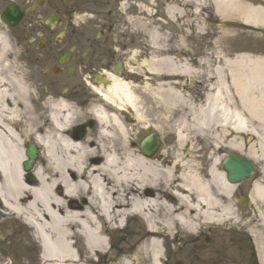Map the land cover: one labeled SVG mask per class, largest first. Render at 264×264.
I'll list each match as a JSON object with an SVG mask.
<instances>
[{"label":"bare ground","instance_id":"1","mask_svg":"<svg viewBox=\"0 0 264 264\" xmlns=\"http://www.w3.org/2000/svg\"><path fill=\"white\" fill-rule=\"evenodd\" d=\"M185 1L197 6L192 15L206 4ZM212 5L225 27L240 22L264 29V0ZM170 9L179 14V7ZM151 39L164 46L158 34ZM0 44V224L35 232L41 246L34 259L25 257L22 246L15 258L8 251L15 264H166L168 244L177 251L194 247L188 244L211 227L219 231L238 223L235 195L248 185L226 182L221 164L228 153L255 166L250 207L263 215L264 54L258 48L252 46L255 55L218 45L196 70L175 53L176 43L171 54L148 65L143 95L111 77L105 100L94 102L96 129L76 140L74 108L27 78L1 32ZM154 76L158 85L151 88L146 80ZM183 81L197 82L205 92L199 101L186 97ZM150 134L164 139L157 157L139 151V141ZM28 144L40 156L24 172ZM28 174L32 183L25 180ZM132 220L133 238L127 243L120 235L117 248L114 238ZM256 240L264 264V234ZM197 264L213 263L199 258Z\"/></svg>","mask_w":264,"mask_h":264},{"label":"flooded vegetation","instance_id":"2","mask_svg":"<svg viewBox=\"0 0 264 264\" xmlns=\"http://www.w3.org/2000/svg\"><path fill=\"white\" fill-rule=\"evenodd\" d=\"M140 2L142 1L0 0V27L8 37L10 46L17 50L22 62L18 67L27 78L34 85L41 86L45 94L55 93L60 96L81 115L83 112H90L95 101L105 100L100 97V92L106 91L111 75L118 74L124 80L134 78L128 75L127 69L128 65H133L129 55L136 44L132 38H151L155 33L164 38L163 45L167 46L168 42L176 38L170 40V37L182 33L185 27V32L187 29L191 32V10H187L183 4L180 15L174 13V16L177 15L174 17L178 24L177 31L175 34H168L169 38L154 25H144V32L140 33L125 32L129 17L140 11L145 14L137 7ZM159 2L156 0V4H152L158 10L154 14L158 16ZM188 7L191 8L190 5ZM10 9L16 16L20 13L13 27L2 21L4 14ZM163 14L165 23L160 25L173 26L170 16L166 15V8ZM179 25L182 26L178 30ZM139 45L141 44L138 47ZM139 48L143 55L145 45ZM88 119L81 122L84 136L87 131H94L97 127L96 122L91 121L92 118ZM58 194L61 195V190ZM225 244H233L234 250L229 251ZM240 244L248 243L237 237L219 242L207 249V259H211L213 264H260L255 253L244 252Z\"/></svg>","mask_w":264,"mask_h":264},{"label":"rangeland","instance_id":"3","mask_svg":"<svg viewBox=\"0 0 264 264\" xmlns=\"http://www.w3.org/2000/svg\"><path fill=\"white\" fill-rule=\"evenodd\" d=\"M141 1L142 2L138 3L137 7L141 8L143 12L146 13L147 15L146 18L143 20L139 19V18H142L141 17L142 14H140L141 11L138 14H135L134 15L135 18L133 19L135 21L128 22L127 30H125V32H128V33L142 32L143 31L142 27L140 28V27L135 26L136 23H140V24L147 25V26L154 25V27L158 28L165 37H168L167 35L170 33L175 34V31H177L176 26L178 24L175 21V18L173 17V15L177 11L173 12L172 11L173 9L168 10V8L180 7V9H182L181 5L183 4L182 3L183 0H180L179 2L180 4H175V5H174V0H168L169 2H171V4H168L165 0H159L160 1L158 5V8L160 9L159 16L157 14H154V12L157 13L158 10L155 9L154 5H152L153 3L156 4V0H141ZM187 4H191V3L188 2ZM161 5H162V8H161ZM165 8H166V15L170 16L169 19L171 20V23L173 26L164 25L165 27H163L160 25V23H163V24L165 23L164 21L165 16L163 14ZM200 8L205 9L204 5L201 6ZM191 11L193 12L194 10H191ZM180 12L181 10L178 11V13ZM147 18H151L149 19L150 21H148ZM190 19H191V22H190L191 26H193L191 28V32H189L190 31L189 29H187V32H185V28H186L185 27L182 30L184 33L182 32L179 35L177 34V36L170 37V40L171 39L173 40L175 37L176 38L173 41L168 42L169 45L163 46L162 48H160L159 51L158 49H156L157 48L156 42H154V40L151 39L149 36L148 37L142 36V38H132L134 39L135 44H136V46L131 49L132 52L129 55V57L132 59L133 65L132 64L128 65L127 69L129 73L130 72L134 73L135 77L132 80H129V79L127 81L125 80V82L122 80H119V81L122 84L127 85V87H130L131 91L134 94L139 92L143 95L144 94L143 92L144 79L139 81L138 78L140 77L146 78L148 76L147 71H146L147 66L149 65V62L153 60L154 57H156L158 54H160V58H161V54H165L167 49H169L170 52H173L174 45H172V42L177 43L178 48L175 53L183 54V56L179 58L186 60L190 64L194 63V68L196 70L200 69V66H201L200 62L204 59V57H206L207 54L213 51V46L216 47V44L215 45L213 44L214 41L212 40V36H214L218 31L220 30L222 31V29L214 25L213 23L214 21L211 15L208 14V12H205V13L204 11L202 13L197 12V14H195L194 17L191 16ZM184 20L185 18L181 20V22L183 23ZM153 22H156V24H154ZM181 26L182 25L178 26V30ZM195 26H197V31L193 30ZM224 29H226L225 30L226 36L224 34L226 39L224 41L220 39L219 41L216 42L220 46L221 49H226V50L229 48L242 49V50L247 51L248 53L256 55V52L251 50L253 49L252 46H254L255 48L259 49L260 52H258V54L260 53L264 54V29L263 28H256V29L250 28L249 29L246 26L242 25L240 22H235V24L232 22H228L227 27ZM190 35L191 37H188ZM222 35H223V32H222ZM139 43L141 44L139 45V47H142V45H145V50H144L143 55L140 53L141 49L138 47ZM147 46H149L150 48L148 49ZM135 53H136V56H135ZM175 53H173V55ZM21 63L22 62L19 59V64L21 65ZM144 69L146 70L144 71ZM146 82L147 84L149 83L151 88H155L158 85V82H156L155 77L154 79L150 77L149 79L146 80ZM188 84H189L188 82H184V81L182 83L183 86H185L186 88H189L187 92H184L186 97L194 98L197 101H199L198 99H200V97H202L205 92L202 90L198 91L197 90L198 87L196 86L195 82L191 85H188ZM90 112H83L81 113V115H78L77 113H75L74 114V118H75L74 125L77 126L81 122L91 117L90 114L92 113ZM176 118L177 116L175 115V111H174V113L171 116V120L175 121ZM128 125L133 126V123L128 124ZM158 137L160 139V146L158 149L159 151L160 148L164 147V139H162V137L160 136ZM198 145H202V143H198ZM157 154L158 152H156L154 155H156L157 157L158 156ZM228 154H226L225 157ZM250 180L241 183V184H247L248 187L241 186L235 196L236 206L234 208L238 210L240 217L243 216L241 224H242V227H245V229L242 230L241 226L238 228L232 227L233 229L231 231H226V232L225 231L222 232L221 230L218 231L216 229H210V231L207 232L206 234H210L213 231L215 232L212 233L211 238L208 240V244H206V241H207L206 236H201L194 243L188 244L191 246L194 244V247H189L187 249H180L178 251L177 249L174 248V244H168V247H170L171 249L170 250L171 253H169L168 255V264H172L175 260H178L184 264H187V262H191L193 260L192 261L193 264H197V262H199V259H198L199 257H202L201 259L203 260L204 258H207V255L205 253L206 250L204 251L206 247H210L213 244L216 245V241L222 242V241L229 240L231 232H237V229L242 230V233L244 235V237H238L239 239L247 240L249 238V240H251L253 244H257V245L259 244L258 242H256L257 241L256 239L258 238L259 235L264 233V220H263L264 213L263 215H259L258 211L254 212L250 208V202H251V198H250L251 194L249 192V188H250L249 185L251 186ZM242 197H247L249 199V203H247L246 206L244 207H240L237 204L239 200H241ZM132 221L129 222L127 229H125L122 234H118L119 236L114 238V243L117 248L120 245H122L120 244V235L126 236L127 243L131 238H133L134 234L132 233V230L134 229L136 222L134 221L132 222ZM30 233L31 232L26 231L24 228L20 229V228H17L15 225H9V223L5 225L0 224V237H4L5 238L4 241L5 240L8 241L7 244H3L1 242L2 240H0V264H3V263L7 264L13 261L12 259L8 258L9 257L8 251H11L14 256L19 251L20 246H22L21 249L25 253V257H32L33 259L35 257L37 258L38 249L34 244H31ZM175 243L177 245H182L180 241H176ZM19 244H24V245H19ZM225 245H227V248H228L229 244H225ZM240 246H242L244 250L247 251L246 244H241ZM198 251H200L201 254H199ZM29 261H32L33 264H37V262H35L36 260L35 261L29 260Z\"/></svg>","mask_w":264,"mask_h":264},{"label":"water","instance_id":"4","mask_svg":"<svg viewBox=\"0 0 264 264\" xmlns=\"http://www.w3.org/2000/svg\"><path fill=\"white\" fill-rule=\"evenodd\" d=\"M6 17H13V16L12 14H10L9 16L7 14L4 17V20H6L9 23V20ZM82 136H83L82 130H78L77 139H80ZM142 145H143L142 152L145 155H151L154 153V151L157 148L158 140L156 136L150 135L144 140ZM26 156L28 157V161L24 162L22 164V167L25 171H28L32 167V164L37 158V150L35 149L34 146H30L26 150ZM222 170L226 173V179L228 180V182L239 183L252 176L254 167L252 164L236 156H229L223 162ZM245 202L246 200L244 199L241 205H244Z\"/></svg>","mask_w":264,"mask_h":264}]
</instances>
